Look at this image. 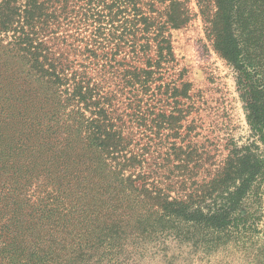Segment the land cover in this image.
<instances>
[{
	"label": "trees",
	"instance_id": "16d2710c",
	"mask_svg": "<svg viewBox=\"0 0 264 264\" xmlns=\"http://www.w3.org/2000/svg\"><path fill=\"white\" fill-rule=\"evenodd\" d=\"M197 2L252 132L222 160L197 141L191 85L166 82L190 0H0L6 264H140L238 245L264 264V0ZM135 126L150 133L142 146ZM35 187L51 191L50 213L24 211Z\"/></svg>",
	"mask_w": 264,
	"mask_h": 264
},
{
	"label": "rangeland",
	"instance_id": "374dc122",
	"mask_svg": "<svg viewBox=\"0 0 264 264\" xmlns=\"http://www.w3.org/2000/svg\"><path fill=\"white\" fill-rule=\"evenodd\" d=\"M189 7L192 12L191 22L182 29L170 31L175 63L169 68L166 82L172 80L191 85L189 103L194 108L189 121L195 120L197 141L210 148L216 159L222 160L227 155L226 147L230 143L243 145L252 139V132L236 84L235 70L216 53L212 42L207 38L197 0H190ZM158 99L162 101L156 106L158 110L163 106L170 108L171 104L167 107L163 98L158 97ZM134 130L140 146H142L141 143H147L149 140L147 136L150 133H147L145 137L143 135L145 129L135 126ZM49 191L32 188L30 208H24V211L41 213L45 210L50 213V202L46 200ZM8 196L7 191H0L2 200L5 198L8 200ZM7 211L9 212V206ZM5 224L7 223L0 226ZM0 236L7 237L3 232H0ZM163 247H165L164 244ZM191 248L187 247L182 255H176V261H173L171 252L166 256L163 250L162 254L146 256L140 264H171V261L174 262L173 264H250L251 254L245 253L243 249L246 247L243 245L226 248L224 251L209 255L194 247ZM1 249L2 245H0ZM1 258L3 257L0 253V264H6L7 262Z\"/></svg>",
	"mask_w": 264,
	"mask_h": 264
}]
</instances>
